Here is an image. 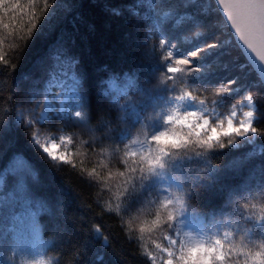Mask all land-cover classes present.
<instances>
[{
  "label": "trees",
  "instance_id": "obj_1",
  "mask_svg": "<svg viewBox=\"0 0 264 264\" xmlns=\"http://www.w3.org/2000/svg\"><path fill=\"white\" fill-rule=\"evenodd\" d=\"M16 2L28 12L29 0H0V40L3 41L0 51L10 63L17 64L15 70H5L0 64V121L8 122L18 111L34 109L37 102H42L45 85L59 63L55 56L61 50L62 61H78L75 74L84 78L93 115L87 128L59 118L41 127L45 135L74 137V143L68 145L71 164L44 162L28 143L27 132L22 128L17 132L27 158L37 171L35 182L26 181L27 194L33 202L46 201L51 212L39 216L40 241L34 242L27 228L11 219L12 215L24 210L22 201L0 206V256L7 264H40V261L43 264H95L97 254L104 257V264H152L145 255L148 251L153 254L157 251L152 241L163 245L164 234H172L176 224L171 230L164 227L141 233L140 228L151 227L157 210L155 202L168 195V186L142 187L136 179L132 187L125 183L127 175H118L127 172L122 163L127 151L125 143L132 148L140 143L131 145V140L144 141L145 136L138 135L139 126L133 125L132 117L123 123L117 121L115 110L106 98L97 95L101 90L100 81L112 74L122 79L123 74L128 73L135 75L139 85L152 91L157 99L142 112L149 124L150 139L151 125L160 127L157 118L162 98L168 95L160 85L162 73L154 71L159 65L160 52L157 50L153 54L151 51L158 44L155 38L158 31L153 22L159 23L164 13H169V19L160 27L175 36L173 42L185 54L216 38L228 41L223 48L193 61L196 65L207 64L208 73L183 78L185 84L190 85L189 90L205 105L227 115L249 90L258 98L257 108L261 113L256 126L264 128V85L252 67L243 71L239 68V64L248 61L240 54L219 11L205 13L201 8L196 19L208 30H194L191 22L176 23L181 16L193 12L184 7L186 0H143V3L141 0H56L41 22L39 33L26 47H21L25 42L19 36L28 26V16L4 10ZM197 3L216 8L214 0H197ZM34 7L40 15L42 0ZM4 24L9 28H4ZM197 31L203 36L197 37ZM150 33L152 39H148ZM64 64L73 73L68 63ZM232 79H236L232 88L239 91L217 95L216 89ZM182 87L177 80V90ZM130 94L134 102L143 99L138 93ZM241 108L246 110V107ZM36 111L38 113L39 109ZM124 130L129 139L121 143L117 137ZM4 147V142L0 141V151ZM255 147L258 150L264 147V137L256 138ZM252 148L253 145L230 147L205 156L196 155L199 149L179 150L169 159L166 170V175H177L185 181V187L192 193L188 203L194 218L190 220L203 225L221 224L232 234L225 241L226 248L236 246L245 254L261 251L260 244L264 242V229L259 225L260 217L264 216V181L259 179V170L264 168V154L244 161L238 171L229 169L228 165L236 158H243ZM209 164L216 171L208 173ZM6 166L7 159H0V174ZM253 175L255 178H250ZM196 177L199 180H195ZM15 190L16 181L6 177L0 195L7 196ZM96 226L101 228L100 238L95 232ZM13 227L17 229L15 233L9 231ZM14 237H18L15 242ZM245 258V255L232 257L238 264H244ZM247 260L248 264H253L250 255Z\"/></svg>",
  "mask_w": 264,
  "mask_h": 264
},
{
  "label": "snow or ice",
  "instance_id": "obj_2",
  "mask_svg": "<svg viewBox=\"0 0 264 264\" xmlns=\"http://www.w3.org/2000/svg\"><path fill=\"white\" fill-rule=\"evenodd\" d=\"M41 0H29L28 12L19 2L13 3L10 8H5V12H18L21 17L27 15L26 30L22 29L20 40L25 43L21 47H26L34 35H37L41 28V22L46 18L49 9L53 7L56 0H42L43 7L39 10L40 15L36 14L34 5ZM143 3V0H141ZM216 8L212 5L204 7L197 3V0H186L184 7L193 9L192 13H186L181 16L176 23L182 20L194 24L195 29H205L202 27V21L196 19V14L203 8L205 13L221 11L226 13V21L231 23V29L238 36L237 47L240 54L246 56L248 63L239 64L243 71L246 67H253L260 73V80L264 82V0H215ZM62 7V6H61ZM150 7H155L150 4ZM67 10V9H66ZM116 15L118 11L112 9ZM170 14L164 13L160 22L155 23L158 35L155 37L158 44L151 49L154 54L157 50L160 52L159 65L154 71L162 73L160 85H163L168 95L163 97L164 103L169 110L160 114L157 122L151 125L152 133L149 139L147 128L148 121L142 116V112L148 107L154 105L156 97L152 91L138 84L135 75L123 74V85H117L118 77L112 74L108 79L101 80V90L97 92L98 96L106 98L108 105L115 110L116 119L119 123L125 122L129 117L133 118V125L137 128L138 135H144L145 140H131L130 144L140 143L138 150H132L128 143H125L127 151L124 152L122 163L127 172H119L118 175L126 176L125 183L135 187V180L140 181L141 186L149 188L159 187L161 184H167L168 195L155 202L156 215L151 222V227H141L140 232L153 231L166 227L171 230L176 223H184L192 219L193 212L188 201L192 193L185 187V181L179 176L168 174L169 159L174 158L179 150L196 151V155L205 156L208 153L219 149L230 147H242L244 145H253L251 151L245 154L243 158H236L228 165L229 169L238 171L244 161L251 160L257 155L264 154V147L259 150L255 147L257 137H264V128H258L256 122L261 118V113L257 108V97L251 91H245L239 104H234L227 115H210L206 108H203L204 101L189 90L190 85L185 84L184 77L199 76L209 72L207 64L196 65L193 63L196 59H203L205 54H211L213 51L223 48L228 41H220L218 38L202 43L193 51L185 54L180 51L177 43H174L175 36L165 32L160 25L169 19ZM147 19V17H146ZM9 28L8 24L3 25ZM197 37L203 36L197 31ZM150 33L148 39H152ZM191 41H189L190 43ZM3 41L0 40V44ZM254 54V55H253ZM22 55V52H21ZM62 50L58 52L55 59L63 63H68V67L73 69L72 75L68 78L71 83L67 85V92L60 97V107L57 109L47 99L41 104L36 103L34 109H24L16 113L14 118L8 122L0 121V141L5 144L4 150L0 151V159H7V166L0 174V191L5 187V178L10 177L16 181V190L8 192L7 196L0 195V206L22 201L23 211L20 214L12 215L11 219L16 224L26 227L28 234L34 242L40 241L41 225L39 216L51 212L49 204L38 199L35 202L29 198L27 192V180L33 182L37 179V171L32 162L27 158L21 142L17 138V132L22 128L27 132L28 143L39 154L41 160L50 165L71 164L68 152V145L74 143V137L67 134L45 135L41 132V127L52 119H67L83 127H89L93 115L92 100L88 88L85 86L83 76L75 74V66L78 61H62ZM258 61V64L256 63ZM0 64L4 65L5 70L11 68L15 70L17 64L9 62L6 55L0 51ZM65 75H68L65 73ZM238 79V78H237ZM177 80L183 85L177 90ZM171 82V83H169ZM236 79L222 83L221 87L216 89L217 95L225 94L233 89ZM106 86V87H105ZM130 93H138L143 99L134 102ZM37 99V95H33ZM246 107L248 110L238 113L237 109ZM36 109H39L37 113ZM182 109V110H178ZM27 113V115H26ZM172 128V131L169 129ZM239 138V143L237 142ZM117 139L124 143L129 139L127 130L121 131ZM119 151V149H116ZM208 173L216 171L210 164L206 168ZM250 178H255L253 177ZM199 180V177L194 178ZM259 179L264 181V168L259 170ZM190 187V186H189ZM118 210V209H117ZM259 225L264 229V216L260 217ZM15 233V227L9 229ZM98 238L102 235L100 226L95 227ZM232 234L225 231L223 239L219 236L210 237L208 242L198 240L186 243L180 238L179 230L176 236L164 234V240L167 246L152 241L155 248L161 256L166 255L162 264H238V261L232 259L234 255H245L244 264H248L247 256L250 255L253 264H264V242L260 244L261 251L255 254H245L236 246L226 248L225 240ZM18 237H14V242ZM105 244L108 243L104 238ZM2 244V241H0ZM16 250L15 248L13 249ZM145 255L155 264L157 257L151 251ZM0 264L7 262L0 256ZM43 264V261H40ZM95 264H104V257L97 254Z\"/></svg>",
  "mask_w": 264,
  "mask_h": 264
},
{
  "label": "rangeland",
  "instance_id": "obj_3",
  "mask_svg": "<svg viewBox=\"0 0 264 264\" xmlns=\"http://www.w3.org/2000/svg\"><path fill=\"white\" fill-rule=\"evenodd\" d=\"M66 64L57 63L55 70L52 71L46 85L42 98L43 103L45 99H47L50 103L53 104L55 108L60 107V97L67 92V85L71 83V80L68 78L72 75V72L68 70L65 66ZM67 73L68 75H65ZM124 83L123 79H117V85L122 86ZM203 108H206L210 115L219 114L216 108H209L207 105L203 104ZM169 110L168 106L164 103V100L161 102V108L159 111V115L167 112ZM182 110V109H178ZM246 110H248L246 108ZM244 110V111H246ZM238 113H242V108L237 109ZM39 112V111H38ZM59 136L61 134H54ZM141 147L140 144L132 147V150H138ZM179 230L180 238H182L186 243L203 240L204 242H208L210 237L219 236L223 239L224 232H230L227 228L223 227L218 223H211L208 225H203L202 222L186 220L184 223H176V227L172 234L174 237L176 236V232ZM231 236L228 237V239ZM227 239V240H228ZM226 241V240H225ZM164 246H167V241L164 240ZM157 257L155 264H162V261L166 259L165 256H161L158 250L153 254Z\"/></svg>",
  "mask_w": 264,
  "mask_h": 264
},
{
  "label": "water",
  "instance_id": "obj_4",
  "mask_svg": "<svg viewBox=\"0 0 264 264\" xmlns=\"http://www.w3.org/2000/svg\"><path fill=\"white\" fill-rule=\"evenodd\" d=\"M214 3H215V0H214ZM219 12H220V14L222 15L224 21H226V13H222L221 11H219ZM227 26H228V28H229V30H230V32H231V34H232V36H233V38H234L236 44H237V42H238V36H236V35L234 34V30L231 29V23H230V21L227 22ZM253 55H254V54H253ZM245 58H246V56H245ZM246 59H247V58H246ZM247 61H248V60H247ZM256 63L258 64V61H257ZM252 68H253V67H252ZM253 70L257 73V75H258V77H259V79H260V73H259V71H258L257 69H255V68H253ZM260 81H261V80H260ZM261 83L264 85V82H261Z\"/></svg>",
  "mask_w": 264,
  "mask_h": 264
}]
</instances>
